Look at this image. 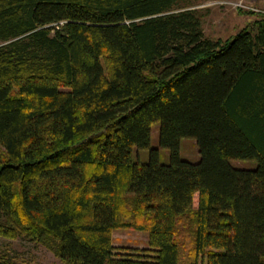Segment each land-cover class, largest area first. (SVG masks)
Wrapping results in <instances>:
<instances>
[{
  "label": "trees",
  "instance_id": "1",
  "mask_svg": "<svg viewBox=\"0 0 264 264\" xmlns=\"http://www.w3.org/2000/svg\"><path fill=\"white\" fill-rule=\"evenodd\" d=\"M192 2L0 0V233L68 264H264V14L213 38Z\"/></svg>",
  "mask_w": 264,
  "mask_h": 264
},
{
  "label": "rangeland",
  "instance_id": "2",
  "mask_svg": "<svg viewBox=\"0 0 264 264\" xmlns=\"http://www.w3.org/2000/svg\"><path fill=\"white\" fill-rule=\"evenodd\" d=\"M206 2L207 0H193L192 3L199 10L201 28L207 36L220 37L221 39L231 36L250 18L248 15L236 12L228 4L216 5L206 4ZM149 146L158 148L161 162L167 161V149L158 145L157 121L150 125ZM131 155L134 161H146L148 149L133 147ZM179 155L189 161L197 160L198 152L194 138L181 137L179 139ZM229 162L232 166L237 167H252L254 165V161L250 159H229ZM146 238L144 230L132 227H117L111 231V241L115 247L129 248L128 250L134 253L147 247ZM183 242V245L179 246V262L191 258L189 241ZM0 259H5L10 264H68L55 255L44 243L34 241L25 234L19 236L0 233ZM197 261L200 264L199 258Z\"/></svg>",
  "mask_w": 264,
  "mask_h": 264
},
{
  "label": "built area",
  "instance_id": "3",
  "mask_svg": "<svg viewBox=\"0 0 264 264\" xmlns=\"http://www.w3.org/2000/svg\"><path fill=\"white\" fill-rule=\"evenodd\" d=\"M206 4H228L234 9H249L264 14V0H207Z\"/></svg>",
  "mask_w": 264,
  "mask_h": 264
}]
</instances>
